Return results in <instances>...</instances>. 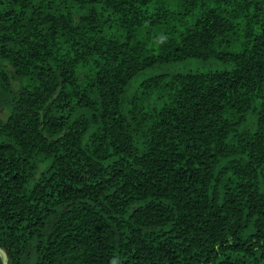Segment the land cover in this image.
<instances>
[{
    "label": "trees",
    "instance_id": "16d2710c",
    "mask_svg": "<svg viewBox=\"0 0 264 264\" xmlns=\"http://www.w3.org/2000/svg\"><path fill=\"white\" fill-rule=\"evenodd\" d=\"M1 110L8 264H264V0H0Z\"/></svg>",
    "mask_w": 264,
    "mask_h": 264
},
{
    "label": "rangeland",
    "instance_id": "374dc122",
    "mask_svg": "<svg viewBox=\"0 0 264 264\" xmlns=\"http://www.w3.org/2000/svg\"><path fill=\"white\" fill-rule=\"evenodd\" d=\"M179 66H181V67H177V68L174 69V70H176V71H185L186 69H189L188 67H185L184 64H180ZM195 68H196V67H194V68H192V69H195ZM6 116H7L6 112H5L4 110H1V111H0V119H5Z\"/></svg>",
    "mask_w": 264,
    "mask_h": 264
},
{
    "label": "water",
    "instance_id": "95a60500",
    "mask_svg": "<svg viewBox=\"0 0 264 264\" xmlns=\"http://www.w3.org/2000/svg\"><path fill=\"white\" fill-rule=\"evenodd\" d=\"M0 255L2 257L3 264H8V256H7L6 252L3 251L1 248H0Z\"/></svg>",
    "mask_w": 264,
    "mask_h": 264
}]
</instances>
